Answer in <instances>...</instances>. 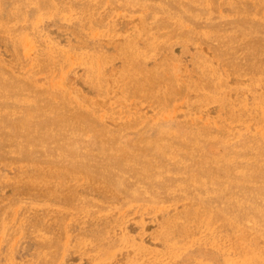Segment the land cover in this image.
I'll list each match as a JSON object with an SVG mask.
<instances>
[{
  "label": "rangeland",
  "instance_id": "374dc122",
  "mask_svg": "<svg viewBox=\"0 0 264 264\" xmlns=\"http://www.w3.org/2000/svg\"><path fill=\"white\" fill-rule=\"evenodd\" d=\"M0 264H264V0H0Z\"/></svg>",
  "mask_w": 264,
  "mask_h": 264
}]
</instances>
